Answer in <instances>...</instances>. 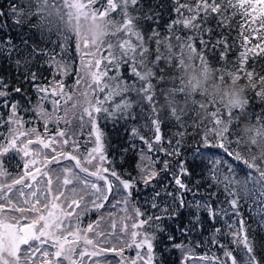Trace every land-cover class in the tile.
Wrapping results in <instances>:
<instances>
[{
	"label": "snow or ice",
	"instance_id": "1",
	"mask_svg": "<svg viewBox=\"0 0 264 264\" xmlns=\"http://www.w3.org/2000/svg\"><path fill=\"white\" fill-rule=\"evenodd\" d=\"M69 2L78 12H90L93 18L111 22L117 21L113 14L119 15L121 20L109 35L124 33L126 38L118 42L117 52L102 42L97 44L85 40L81 43L76 37L70 38L74 39V47L82 57L93 59H81L84 74L68 88L62 80L54 78L45 85L40 75L29 71L28 67L35 62L36 56H41L44 58L42 66L55 68L53 76L56 73L67 75V66L56 56L65 52V43L69 39L56 36L53 41V34L45 33L32 24L29 26L38 30L42 38H47L52 48H41L28 40H22L21 47L13 42L10 33L0 41V55L6 56L17 69L23 64L24 82L31 83L37 95L36 103L32 104L31 98L19 85L12 86L10 80L6 82L4 77H0V109L4 110L0 111V129H4L0 131V264H111L107 259L109 255L118 258V264H164L163 253L156 250L159 243L164 244L165 252L179 251L181 264H189V261L192 264H264V243L257 242L255 229H251L252 234H249V227L239 211L241 197L232 189L229 176L224 175L231 170V164L237 162L232 151L237 141L231 138L236 135L235 131L226 128L223 135L214 133L215 139L201 134L199 141L186 145L187 129L192 126L185 125L181 117L172 118L179 130L165 140L160 119L148 116L150 124L145 123L143 127L152 130L154 135L151 139L141 135L134 125L129 131V143L138 152L141 161L136 166L140 175L132 177L126 172L130 178L123 179L117 172L108 157L105 134L99 121L101 114L105 121L114 125L136 120L137 112L141 119L147 115L142 105L133 106L128 97L131 94L129 85L139 75L140 60L149 51L137 25L142 18L153 20L154 17L148 14L151 10L143 17L137 15L144 11L141 0H65L66 4ZM173 2L177 18L167 25L169 36L161 41L159 32L153 29L148 37V43L155 42L157 46L154 61L157 64L165 62L159 47L163 43L168 48L171 39H175L177 64L185 50L197 52L202 63L209 62L205 53L212 55L218 51L221 63H227V57L236 43L233 39L230 44L228 36L235 30L242 50L233 70L219 68L221 78L246 81L253 96L247 98L242 105L243 110L254 101L264 105V75L247 69L250 59H264V0ZM8 14L17 27L35 19L26 0L10 4ZM4 16L5 12L0 10V21ZM213 19L215 28L209 26V21ZM234 23L238 25L235 29ZM6 25L7 21L0 23V30L7 33ZM180 29L188 30L192 35L180 36L177 34ZM217 30L221 35L214 38L212 34ZM224 30L228 31L227 35ZM132 37L136 43H132ZM57 44L59 53L56 52ZM14 52H23V61H12ZM124 66L129 68V75L133 77L131 83L121 75ZM109 71H114L116 75L109 76ZM82 84L84 90L75 92L74 89ZM10 87L12 91L8 90ZM15 94L25 96L29 107L25 108L19 100H14ZM45 104L50 106L51 111ZM213 108L214 124L220 123L224 117L232 122L238 119L227 108L215 105ZM21 112H31L36 118L25 120ZM258 119L264 120V111ZM38 122L43 123V134L35 126L26 127ZM49 124L56 128L54 134L49 132ZM260 125L264 127V123ZM195 134V131L191 133ZM137 139L145 145L147 153L132 143ZM89 144L92 146L88 147ZM164 144L168 147L165 148ZM185 147L192 148L193 160L208 163L204 179L210 183L203 192L195 187L202 183L201 180L189 187L182 179L191 177L187 159L181 158V150ZM127 151L125 149L124 153ZM160 155L178 159L175 169L170 170L169 160L166 159L158 171L156 164L160 163ZM153 156L157 158L153 159ZM5 158L9 161L16 158L21 162L18 165L21 169L19 174L13 176L7 170ZM62 161L71 163L62 165ZM161 172L168 173V179L157 188L162 179ZM53 176L57 182L55 191ZM139 185H143L144 190L152 189L150 197L144 198V205L133 199L134 194H140ZM170 187L173 191L168 190ZM213 187L225 193L223 203L227 207L221 206L219 201L213 206L216 192L209 194ZM187 195H191L192 199L186 200ZM198 196L203 199H197ZM110 197L112 203L109 208L116 211L109 210L105 216L101 210L105 209ZM251 205L249 212L259 217L258 225L264 231V192L258 193L251 200ZM186 208L194 211L195 215L184 228L175 225L181 236L192 232L193 225L197 232L203 229L201 212L207 214L213 225L218 220L222 225L215 227L205 238L201 255L194 254L190 239L188 243L183 240L177 243V237L168 232L164 224V221L179 219ZM92 212L100 213L98 219L83 226L85 216ZM106 220L110 221L107 229L101 227ZM161 235L167 237L166 242L160 241ZM218 237H227L229 242L222 243ZM196 247H201L199 242ZM212 248H218L219 253ZM126 250L134 255L126 256Z\"/></svg>",
	"mask_w": 264,
	"mask_h": 264
},
{
	"label": "trees",
	"instance_id": "2",
	"mask_svg": "<svg viewBox=\"0 0 264 264\" xmlns=\"http://www.w3.org/2000/svg\"><path fill=\"white\" fill-rule=\"evenodd\" d=\"M19 0H0V10L5 12V16L0 23L7 21L6 33L3 30H0V41H3L4 37L10 33L13 42L17 45H22V40H28L30 44H35L41 48H52V44L47 42V38H42L38 30L31 28L29 25L36 24L41 30L45 33L53 34L51 40L55 41L56 36H60L68 40L65 43V52L60 53L56 56L57 60H61L68 68V74L62 76L60 73L55 72L54 67L42 66L44 58L41 56L35 57V62L29 64L28 70L37 72L41 81L47 85L49 81L53 78L57 81L64 83L65 87L73 86L75 80L79 78V60L80 54L74 47V39L77 38L76 28L70 27L69 25L73 21L69 5L65 3V0H26L30 6V11L34 15L35 19H29L28 22L20 27L15 26L12 23V19L9 18V5L18 3ZM144 11L137 13L141 17L144 16L145 12L154 17L153 20L140 19L138 22V28L142 31L145 46L148 47L149 51L144 54L142 60L138 65V77L133 83V77L129 75V68L124 66L122 68L121 75L125 81L131 83L130 95L128 97L129 102L135 106L137 104L142 105L145 109L147 115L141 119L139 112H137L136 120H128L126 122H118L113 124L111 121H105L101 114V119L99 121V126L105 134V143L107 146V153L110 160L115 164L117 172L122 176L123 179H129L130 177L126 174L130 173L132 177H138L140 175L137 170V164L141 163L138 157V152L134 151L129 143V131L130 126H136L141 135H144L146 139H151L154 135L150 128L146 129L143 127L145 123H149L148 116H155L162 122L161 132L163 138L167 140L172 136V134L179 129L176 126L173 117H181L185 125H191L192 128H188L187 131L189 135L184 140L186 145H192L195 141H199L201 134L207 135L210 139H215L213 136L214 133L223 135L226 128H230V131H235V136L231 137L236 139L237 143L233 146L232 151L236 157L237 162L231 164V170L225 172L224 175L229 176L231 179L232 189L241 197L239 209L242 214V218L246 221V226L249 227V234L251 235V229H255V237L258 243H264V231H262L258 225L259 217H254L250 214L249 208L252 207L251 200L257 196L258 193L264 192V127H261V123H264V120H259L258 117L262 111H264V105H261L259 102H253L249 108L246 110L242 109V105L239 108H233L223 99L218 98L214 94L205 89L211 88L213 85L219 87H226L232 81H240L246 83L244 79L241 80H232L228 78H221L220 67L225 68L226 70H233L235 62L238 60L239 52L242 50L240 47V41L237 39V32L233 30L228 36L229 43L231 44L233 39H236L235 45L232 47L228 57L227 63H221L219 52H214L212 55H205L208 57L209 62L202 63L199 59L197 52H190L185 50L180 63L177 64L175 57L176 53V40L171 39V46L166 47L161 43L159 47V53L164 57L165 62L157 64L155 56L157 55V46L155 42L148 43V37L152 33L153 29H156L159 32V39L164 40L165 37L169 36L167 31V25L174 19H176V14L173 12L174 2L173 0H141ZM186 0H180V3H185ZM158 14V17H157ZM114 18L117 21H109L104 19L110 26V32H113L115 27L118 25L121 17L117 14H113ZM187 15V13H185ZM158 18V22H157ZM209 26L215 28V20L209 21ZM238 25L233 24V29L237 28ZM180 36L192 35L191 32L185 29H180L177 33ZM224 34H228L227 30H224ZM213 37H219L221 35L220 31H214ZM124 33H119L115 36L109 35V42L101 41L104 45L111 46L114 52H117L118 42L125 39ZM207 39V37H205ZM132 43H136L134 37L131 38ZM197 51L200 50V45L197 42L196 44ZM30 51V49H28ZM56 52L59 53V44H57ZM106 54V53H105ZM24 53L16 54L15 52L12 55V61L16 59H24ZM189 61H193L197 67L203 72L201 75L207 72L208 69H212L214 72L213 78L207 80L204 84V88H194L190 89L188 85L191 83L190 78L187 77V64ZM103 70L104 65H101ZM248 70H254L260 75H264V59L253 58L248 61L247 64ZM24 67L22 66L17 69L14 63H12L6 56L0 55V77H4L5 81L10 80L12 86L19 85L23 91L26 92V96L31 98V103L35 104L37 101V95L33 90L31 83L24 82ZM109 76L116 75L114 71H109ZM12 91L10 87L8 89ZM253 93H250L247 90V97H252ZM103 97L101 96V99ZM14 100H19L21 104L25 107H29V101L25 96L20 94H15L13 96ZM245 100V101H246ZM213 105L219 108H227L230 110L234 118H238L235 122H232L224 117L220 123L214 124V108ZM0 111H4L0 109ZM24 116L25 120L35 119L36 117L31 112L25 114L20 113ZM5 115L7 113L5 112ZM251 125L252 131L248 132L246 126ZM43 130V126L40 127ZM49 131L54 132L56 128L49 126ZM195 131V135L191 133ZM173 142H174V137ZM136 145L137 149H144L147 153V149L144 144H142L138 139L132 141ZM164 147L167 148L168 145L164 144ZM128 149L127 153H124V150ZM151 155L150 153H148ZM156 159V156L152 157ZM181 158H186L188 161V168L191 172V177H182L185 183L192 187L195 185V181L201 180L202 183L195 185L200 191H204L209 181L205 180V174L208 171V163L203 160H193L192 158V148L185 147L181 150ZM169 160L170 170H174L176 164L179 162L178 159H173L164 155L159 156L160 163L156 164V169L160 171L164 160ZM223 159V158H221ZM5 167L13 175H17L20 172V167L12 159L9 161L5 158ZM230 163V162H229ZM161 181L157 184V188L161 186L168 179V173L161 172ZM141 191L137 196L134 194L133 199H137L140 202V205L145 204V197H150L152 189L149 188L144 190L143 185H139ZM169 191H173V188H169ZM211 192H216V197L213 200V206H216L217 201L222 202L221 206L227 207L226 203H223L226 200L225 193L222 190H217L213 187ZM115 195V189L113 190ZM191 195L186 196V200H191ZM197 199H203V197H197ZM247 199V201H246ZM112 203V198L110 197L108 204L105 205V209L101 210L102 214L105 216L109 210L115 212L116 209H110L109 205ZM144 209L142 208V211ZM255 209L253 208V211ZM149 212L151 210L149 209ZM100 213L92 212L85 216L82 224L86 226L89 222H94L98 219ZM195 215V212L191 209H185L181 212L179 219L172 221H164L165 227L168 232L173 236L177 237L176 242L183 240L185 243H188L189 239L192 242V248L194 249L195 255H201L204 252V242L205 238L209 237L215 227H222L219 220L217 224L213 225L207 216V214L201 212V220L204 224V227L201 231H195V226H191L193 231L188 235L181 236L178 234L175 225H179L180 228H184L186 225H189L190 218ZM110 221H105L101 227L107 229ZM119 229V224H118ZM222 243H228L229 240L227 237H218ZM167 237L164 235L160 236L161 242H166ZM199 242L201 247H196V243ZM209 245L211 241H208ZM164 244H157L156 250L163 253L164 264H181L180 262V252L171 251L165 252ZM212 251L219 253L218 248H212ZM132 252L126 250L125 255ZM108 260L111 259V264H118V259L112 255H109ZM189 264H192V261H189Z\"/></svg>",
	"mask_w": 264,
	"mask_h": 264
},
{
	"label": "clouds",
	"instance_id": "3",
	"mask_svg": "<svg viewBox=\"0 0 264 264\" xmlns=\"http://www.w3.org/2000/svg\"><path fill=\"white\" fill-rule=\"evenodd\" d=\"M73 28H79L83 35L92 40L109 42L110 26L105 20L87 18L85 20L77 22L73 18L72 23L69 25ZM187 77L190 78L191 83L188 85L190 89L204 88V84L207 80L213 78L214 72L212 69H208L206 73L201 75L203 70L199 69L193 61H189L187 64ZM206 91L211 92L218 98L224 100L225 103L233 108H239L246 100L248 86L246 83L240 81H232L226 87H219L213 85ZM246 130L252 131V126L247 125Z\"/></svg>",
	"mask_w": 264,
	"mask_h": 264
},
{
	"label": "rangeland",
	"instance_id": "4",
	"mask_svg": "<svg viewBox=\"0 0 264 264\" xmlns=\"http://www.w3.org/2000/svg\"><path fill=\"white\" fill-rule=\"evenodd\" d=\"M67 4L69 5V9H70V11H71L72 17L75 18V20H76L77 22L82 21V20H85V19H87V18H89V17L92 18V19H99V18H93V16L91 15L90 12H89V13L78 12L77 9H76L75 7H73V6L71 5L70 2L67 3ZM76 34H77V38L81 41V43H83L85 40H87V41H89V42L95 41L97 44H100V43H101V41H98V40H92V39L88 38L87 36L83 35L82 32L79 30L78 27L76 28ZM79 54H80V60H79V74H78V75H79V78H80L81 76H83L84 71H85L83 65H81V63H80L81 59H85V60H86V59H93V58H92V57H82V55H81L80 52H79ZM97 58H99V57H97ZM101 70H102V68H101ZM83 90H84L83 84H82L81 86H78L77 88L74 89V91L77 92V93H78L79 91H83ZM45 107H46L49 111H51V108H50L49 105L45 104ZM74 125H75V122H74ZM33 126L37 127L38 130L43 134V130L40 129V127L43 126V123H42V122H38V123L35 124V125H31V124L26 125V127H33ZM49 126H52V125L49 124ZM49 126H48V127H49ZM61 127H63V125H61ZM0 131H4V129H0ZM49 132L52 133V134L55 133V131H54V132L49 131ZM81 139H83V137H81ZM91 146H92L91 144L88 145V147H91ZM13 159H14V161H16L17 163H21L20 161H18V159H16V158H13ZM61 163H62V165H63V164H65V163H71V162H63V161H62ZM53 167H54V166H53ZM53 181H54V183H53V190L55 191L56 188H57V182H56V180H55V176H53ZM129 255H130V254H127L126 256H129ZM132 255H134V253H132ZM107 258H108V257H107ZM117 259H118V258H117ZM109 260H111V259H109ZM111 261H112V260H111Z\"/></svg>",
	"mask_w": 264,
	"mask_h": 264
}]
</instances>
